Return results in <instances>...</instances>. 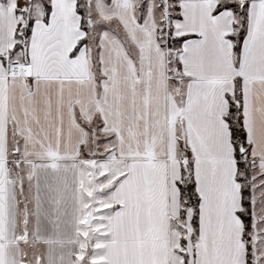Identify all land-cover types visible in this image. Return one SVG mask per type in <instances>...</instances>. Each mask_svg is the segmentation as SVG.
<instances>
[{
    "label": "snow or ice",
    "instance_id": "snow-or-ice-1",
    "mask_svg": "<svg viewBox=\"0 0 264 264\" xmlns=\"http://www.w3.org/2000/svg\"><path fill=\"white\" fill-rule=\"evenodd\" d=\"M0 264H264V0H0Z\"/></svg>",
    "mask_w": 264,
    "mask_h": 264
}]
</instances>
